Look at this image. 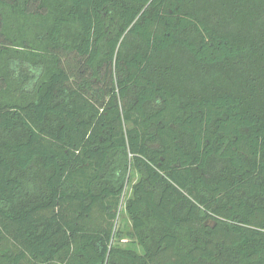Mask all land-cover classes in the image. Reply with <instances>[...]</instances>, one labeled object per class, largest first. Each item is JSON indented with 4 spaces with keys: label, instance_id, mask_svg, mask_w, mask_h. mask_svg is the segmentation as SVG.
<instances>
[{
    "label": "trees",
    "instance_id": "16d2710c",
    "mask_svg": "<svg viewBox=\"0 0 264 264\" xmlns=\"http://www.w3.org/2000/svg\"><path fill=\"white\" fill-rule=\"evenodd\" d=\"M0 264H264V0H0Z\"/></svg>",
    "mask_w": 264,
    "mask_h": 264
},
{
    "label": "rangeland",
    "instance_id": "374dc122",
    "mask_svg": "<svg viewBox=\"0 0 264 264\" xmlns=\"http://www.w3.org/2000/svg\"><path fill=\"white\" fill-rule=\"evenodd\" d=\"M133 179V182H136L138 180V176L135 173L133 174ZM131 186V183L127 184L126 186L125 194L122 198L121 206L119 209L120 213L118 214L117 219L114 221V227L117 237V239H114V244L122 248H133L132 242L127 239V235L131 232L132 228L131 222L128 216L124 213L125 201L131 195ZM119 232H121L119 236L120 238L118 237Z\"/></svg>",
    "mask_w": 264,
    "mask_h": 264
}]
</instances>
